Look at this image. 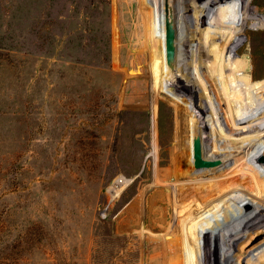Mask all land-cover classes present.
I'll return each mask as SVG.
<instances>
[{
  "label": "rangeland",
  "instance_id": "obj_1",
  "mask_svg": "<svg viewBox=\"0 0 264 264\" xmlns=\"http://www.w3.org/2000/svg\"><path fill=\"white\" fill-rule=\"evenodd\" d=\"M211 1L176 0L179 86L162 0H0V264H179V229L214 207L189 184L196 134L221 169L264 145L228 127L264 115V29L249 24L246 100L199 63L198 41L207 59L239 42L231 2L202 22Z\"/></svg>",
  "mask_w": 264,
  "mask_h": 264
},
{
  "label": "bare ground",
  "instance_id": "obj_2",
  "mask_svg": "<svg viewBox=\"0 0 264 264\" xmlns=\"http://www.w3.org/2000/svg\"><path fill=\"white\" fill-rule=\"evenodd\" d=\"M226 1V3L224 0L211 1L202 22L205 23L208 20L214 26L220 27L227 14L219 11L218 7L223 8L231 2L235 5L233 9L235 26L232 27L231 41L239 37V42L221 45L220 49L213 50L209 60L203 53L205 48L202 42L198 41L196 49L199 63L205 67L208 62L212 72L221 78H234L233 81L238 87L237 92L247 100L251 98L248 95L250 85L241 87L238 73L239 69L250 72L248 66L244 64L247 60L245 43L248 41L247 34L250 32L249 24L254 23L264 29V15L259 14L260 8L252 7L253 3H258V0ZM162 5L165 10L163 19L165 54V22L167 20L173 23L177 35L175 60L172 64L166 62L165 70L168 69L181 86L177 65V40H179L178 21H176L177 2L162 0ZM208 12L211 15H208ZM208 32L209 30H206L205 37L208 36ZM187 41L188 44L193 43V41ZM240 52L243 53V57L239 55ZM165 60L167 61L166 55ZM192 74L193 71L188 72L189 76ZM224 84L226 85L227 81ZM189 87L187 84L186 88ZM256 96L259 100L264 97V88L260 92L257 91ZM202 115L201 112L200 116ZM240 119L239 122L231 120L228 127L235 132L249 133L245 139L252 140L251 144L255 143L256 139L257 141L264 139V131L258 133L261 128L264 129V115L251 123H243ZM219 125L222 126L220 123ZM220 129L222 138L231 139L225 128ZM242 138L243 136L236 139ZM254 149L248 160L243 157L242 165L232 166V169H221L223 165H215L213 174H207L211 169L208 168L210 166L195 167L194 156H191L189 166H193L194 171L187 174L191 179L189 184L206 187L207 194L212 196L214 207L198 219L197 226L188 224L179 229V264H264V145ZM226 151L227 149L221 148L215 142L214 147L209 150L208 158L220 157ZM209 198L211 200V197Z\"/></svg>",
  "mask_w": 264,
  "mask_h": 264
},
{
  "label": "water",
  "instance_id": "obj_3",
  "mask_svg": "<svg viewBox=\"0 0 264 264\" xmlns=\"http://www.w3.org/2000/svg\"><path fill=\"white\" fill-rule=\"evenodd\" d=\"M165 46H166V58L169 64H172L176 54V29L170 20L165 22ZM221 160H205L201 155V146L198 133L196 134L195 141V154H194V165L195 167L203 166H215L220 164Z\"/></svg>",
  "mask_w": 264,
  "mask_h": 264
}]
</instances>
